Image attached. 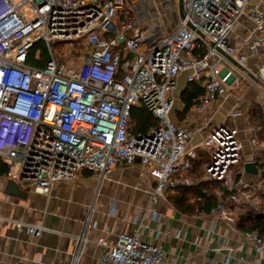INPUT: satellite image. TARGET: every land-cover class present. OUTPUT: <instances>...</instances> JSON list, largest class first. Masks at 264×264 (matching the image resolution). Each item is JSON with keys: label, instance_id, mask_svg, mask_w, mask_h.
<instances>
[{"label": "built area", "instance_id": "2783aa9c", "mask_svg": "<svg viewBox=\"0 0 264 264\" xmlns=\"http://www.w3.org/2000/svg\"><path fill=\"white\" fill-rule=\"evenodd\" d=\"M172 1L177 3L132 2L129 9L125 0H0V161L10 179L48 196L80 172L104 179L118 166L139 162L153 184L154 206L168 188L193 184V165L202 154V180L222 183L228 191L211 213L237 223L235 207L246 205L264 216V170L256 182L229 178L243 153L238 131L227 123L240 115L238 103L216 125L211 116L205 124L211 129L198 143L196 131L172 120L182 74L188 83L203 85L198 112L235 97L243 71L264 80V63L258 65L264 61V0H183L178 11ZM76 41L85 45L82 63L58 60L54 44ZM39 42L48 60L33 66L31 60H43L31 55ZM251 58L256 72L248 67ZM135 107L147 109L158 124L135 133ZM149 215L166 218L153 207ZM86 222L76 253L97 227L90 213ZM132 222L131 233L99 238L96 264H168L166 250L140 240L144 219ZM1 224L35 238L46 231L3 215ZM246 236L264 253L263 235Z\"/></svg>", "mask_w": 264, "mask_h": 264}, {"label": "crops", "instance_id": "0c3cea01", "mask_svg": "<svg viewBox=\"0 0 264 264\" xmlns=\"http://www.w3.org/2000/svg\"><path fill=\"white\" fill-rule=\"evenodd\" d=\"M231 43L239 45L238 39H231ZM262 63L251 58L248 67L256 72V65ZM243 72L245 79L235 90V97L221 98L204 112H198V105L188 108L182 101L189 83L186 74L180 75L173 92L176 103L172 120L196 131L193 142L198 143L211 129L205 125L209 118L213 117L212 126L220 123L238 103L240 115L228 118L227 123L238 131L243 153L240 165L229 178L256 182L264 170V80ZM195 84L204 89L202 83ZM253 128L258 132L253 133ZM206 160L201 154L202 168ZM247 163L256 164V174L246 172ZM2 167L0 164V215L42 226L46 231L35 238L25 230L1 224L0 264H96L99 238L114 240L120 233L133 232L136 216L144 219L140 240L166 250L168 264H264V253L248 243V231L238 225V206L237 223L220 220L212 213H183L169 201L167 191L151 206L153 184L142 176L144 168L139 162L118 166L104 179L80 172L48 196L34 191L28 182H17L2 174ZM152 207L166 218H151ZM89 213L91 223H97V227L86 234L87 242L76 253Z\"/></svg>", "mask_w": 264, "mask_h": 264}, {"label": "trees", "instance_id": "16d2710c", "mask_svg": "<svg viewBox=\"0 0 264 264\" xmlns=\"http://www.w3.org/2000/svg\"><path fill=\"white\" fill-rule=\"evenodd\" d=\"M46 53V52H45ZM32 55V54H31ZM33 57V56H32ZM48 60V55L43 57V60L37 65L30 61L33 66H43ZM205 97V90L195 83H189L188 87L182 95V101L188 108L201 103L200 98ZM203 97V99H204ZM131 124L135 133L147 132L151 127L158 124L154 116L145 108L135 107L131 112ZM1 168L2 174H7L9 169L3 163ZM196 172V174H195ZM202 162L195 163L191 172L193 184L189 187L178 185L175 188H168L167 193L172 192L173 195H168L169 201L181 212L194 214L206 213L210 214L213 209L228 195V191L222 183L205 182L202 180ZM92 174V173H90ZM220 185L221 193L208 192L206 185ZM238 225L241 229L248 232H257L264 236V216L257 214L254 209L246 206H238Z\"/></svg>", "mask_w": 264, "mask_h": 264}, {"label": "rangeland", "instance_id": "374dc122", "mask_svg": "<svg viewBox=\"0 0 264 264\" xmlns=\"http://www.w3.org/2000/svg\"><path fill=\"white\" fill-rule=\"evenodd\" d=\"M19 1V0H16ZM139 1H144V0H125V7L132 9L131 3L132 2H139ZM148 1V0H146ZM170 1V0H169ZM168 2V1H167ZM174 5V9L178 11L179 9V2L177 0V3L172 1ZM172 27H174L172 25ZM44 43L39 42L36 44V46L31 50L32 58L36 57H45L46 53L44 51ZM53 48L56 51L57 54V59L60 60L61 62L70 65V64H77L80 65L84 59V53L86 51L85 45L82 43V41H76V42H68V43H57L54 44ZM231 125V123H229ZM198 139V137H197ZM196 139V141H197ZM196 174V172H195ZM208 183V182H207ZM208 192H213L217 193L220 195L221 193V186L220 185H206ZM168 195H173L172 192H169ZM168 197V196H167Z\"/></svg>", "mask_w": 264, "mask_h": 264}, {"label": "water", "instance_id": "95a60500", "mask_svg": "<svg viewBox=\"0 0 264 264\" xmlns=\"http://www.w3.org/2000/svg\"><path fill=\"white\" fill-rule=\"evenodd\" d=\"M179 8H180V10H182V8H183V0H179ZM245 170L248 173L256 174L257 173L256 164L255 163H247L245 165Z\"/></svg>", "mask_w": 264, "mask_h": 264}]
</instances>
